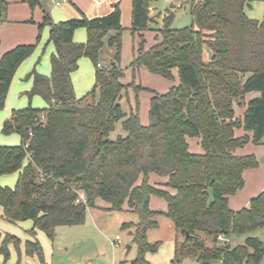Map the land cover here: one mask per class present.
I'll list each match as a JSON object with an SVG mask.
<instances>
[{"label":"trees","instance_id":"1","mask_svg":"<svg viewBox=\"0 0 264 264\" xmlns=\"http://www.w3.org/2000/svg\"><path fill=\"white\" fill-rule=\"evenodd\" d=\"M40 1L28 0L32 9ZM156 1L133 0L131 30L141 40L129 67L134 77L129 86L137 94L129 112L121 104L129 86L122 83L119 6L93 19L53 23L45 17L51 24L49 43L56 49L52 72L48 77L34 70L27 78L34 82L30 97L41 96L49 107L16 110L3 124L2 133L18 134L21 142L0 144V178L19 173L14 188L0 185L2 219L31 220L33 237L41 231L53 240L57 227L83 225L88 209L103 200L111 211L127 206L138 215L137 223L122 226L133 228L138 253L132 264H154L147 254L157 253L161 244L151 243L148 232L158 227L160 216L168 217L184 237L174 262L188 256L200 264H262L264 243L250 234L264 230V192L248 208L234 211L229 203L244 189L245 171L259 168L255 155H238L237 150L248 143L264 145V19L246 14L257 0H187L193 23L183 29L171 28L173 12L158 28L150 11ZM1 5L6 9L7 4ZM82 28L87 41L79 44L74 36ZM151 30L159 34L147 48L142 33ZM39 41L40 35L36 44L17 46L1 57L0 110L16 72ZM105 45L116 51L108 68L99 61ZM82 58L94 64L95 85L78 98L72 74ZM141 69L168 81L175 80L177 71L179 83L163 94L138 86L135 76ZM146 90L152 93L148 125L138 100ZM252 93L258 95L247 100ZM119 124L127 135L111 139ZM240 130L246 134L239 136ZM189 139L200 140L202 153L191 151ZM151 175L161 182L152 183ZM80 193L86 202L77 203ZM152 197L163 199L167 211L152 210ZM240 237H246L244 243L232 245ZM1 238L4 263L14 248L20 264L22 240L0 232ZM24 250L50 264L37 239L26 241Z\"/></svg>","mask_w":264,"mask_h":264},{"label":"rangeland","instance_id":"2","mask_svg":"<svg viewBox=\"0 0 264 264\" xmlns=\"http://www.w3.org/2000/svg\"><path fill=\"white\" fill-rule=\"evenodd\" d=\"M152 6L155 7V13L157 16H154L156 20L159 22L158 28L164 27V16L166 17L170 12L175 14V18L173 23L171 24V28L173 29H183L189 27L193 23V18L191 14L190 4L187 3V0H158ZM54 8V6L52 5ZM247 16L253 19L262 20L264 17V0H257L254 2L252 7L247 8ZM132 32V31H131ZM144 33V32H143ZM158 32L156 31H146L143 35L146 40V47L150 48L155 44V37ZM126 54L122 56L121 66L125 70V72L129 71L128 79L129 83L132 82V73H130L129 65L133 59V51L134 48H138L140 43L139 33L135 35L130 33L129 30L126 31ZM128 48V49H127ZM115 49L105 45L100 52L99 61L106 68L111 67L114 63L115 57ZM92 65L93 62L87 58ZM51 63V62H50ZM48 64L52 72V65ZM41 65L38 61L37 65ZM37 69L33 68L31 73ZM146 70V69H145ZM38 72V71H37ZM51 72L49 76L51 75ZM176 72V71H175ZM39 73V72H38ZM30 74V73H29ZM28 74V75H29ZM41 74V73H39ZM25 76L23 89H18V93L16 95V104L15 106L21 105V103H26L27 106L24 108L12 109V112L16 110L25 109L31 106L33 108V99L34 97H38L35 99L39 105V109L46 106L47 102L38 95L30 97L29 93L32 89L28 90L26 87L29 80L33 79L27 78ZM43 75V74H41ZM48 76V75H44ZM48 76V77H49ZM134 79V77H133ZM131 81V82H130ZM135 83L137 85L141 84L144 88L154 90L160 94L166 93L172 86L177 85L179 83L178 75L177 79L174 81H168L163 77L153 75L149 71L146 75L139 73L135 76ZM94 86V84H93ZM92 86V88H93ZM139 86V85H138ZM92 88L87 91L92 90ZM26 93V94H24ZM128 94L124 95L121 99V104L124 107V110L129 112V105L134 103L136 106V98L137 94L135 89L132 86L128 87ZM152 93L149 91H141L138 96V100L140 102V112L142 116V122L145 125L149 124V108H150V99ZM250 99V95H248L247 100ZM21 100V101H20ZM32 102V103H30ZM18 104V105H17ZM42 104V105H41ZM6 106V104H5ZM5 109V108H4ZM2 109V110H4ZM0 110V111H2ZM14 110V111H13ZM240 110H238V114H240ZM116 135L112 134L111 139H113ZM0 139L2 140H17V144L20 143L21 138L18 134L5 135L2 133L0 129ZM13 142V141H12ZM191 144H194V141H190ZM2 145V144H1ZM16 145V144H15ZM12 146V145H7ZM243 155H255L257 160L259 161V166L263 169L264 172V145H255L253 143L246 144L243 148ZM239 149V150H240ZM253 174L256 171H251ZM15 174V173H14ZM254 175H248L246 177L247 188L244 194L248 193V188L250 185L254 184ZM15 187V186H14ZM13 187V188H14ZM10 188V187H9ZM162 202V199H161ZM157 206V205H155ZM2 211V207L0 206V212ZM107 212V211H106ZM103 213H94L91 210L87 212L86 222L83 225L79 226H61L57 227L55 230V236L53 240H50L44 232H38L42 234L45 238L53 243V258L54 264H124V261H128V264H132V261L136 258L138 253L137 245L133 242V236L129 233V230L123 229L121 224L116 221L118 214H122L121 216L127 217V221H138V215L133 212H114L111 211V215L103 214ZM158 227L154 229H150L148 232L149 241L160 242L161 246L159 251L155 254L163 263L169 262V260L173 257L172 249L174 247L173 242H175L176 236L178 232L173 224V222L168 217H160L158 221ZM34 229V222L31 220L10 223L6 222L0 218V232L3 234H11L19 237L22 242L27 241L31 237V232ZM117 236L120 237L117 240ZM250 236L259 238L264 243V230H257L254 233H251ZM246 237L236 238L232 241V245L243 244ZM41 243V242H40ZM43 246V243H41ZM211 245L210 243L208 244ZM128 246H131V250L128 249ZM47 253L49 255L48 247L46 248ZM44 250V246H43ZM45 254V251H44ZM50 255L48 258H51ZM15 259V260H14ZM18 261V253L14 251L11 254L10 259L4 263V261L0 258V264H17ZM41 264L40 260L37 257L33 259H23V250L21 255L20 264ZM176 264H200L195 259L186 258L182 263L176 262ZM264 264V258L262 261Z\"/></svg>","mask_w":264,"mask_h":264},{"label":"crops","instance_id":"3","mask_svg":"<svg viewBox=\"0 0 264 264\" xmlns=\"http://www.w3.org/2000/svg\"><path fill=\"white\" fill-rule=\"evenodd\" d=\"M0 1L3 4H7L6 9H4L3 5L0 6V59L5 53L14 49L17 46L36 44L38 41V37L40 35V41L38 43L36 50L31 55V57H29L19 67L12 81L9 94L7 97V101H6L5 109L0 111V129L1 130H2L4 122L7 119L11 118L12 113H13L12 112L13 108L18 109V108H22V107L24 108L25 106H27L26 103H21V105L17 104L18 106H15L16 95L18 93V89L20 90L23 89L25 76L31 73L33 68H36L37 71L43 75L49 76L51 72V69L48 66V64L51 62L52 55L55 54L56 49L53 43H49L51 24L50 22H45V17L49 16L51 18V22L53 23H60V22L73 20V19H82L83 17H87L88 19H93L96 17H103V16L110 14L115 9V5H118L121 10V23L124 28L122 56H125L126 54V40L127 39H126L125 33L127 30H129L130 33L132 34L131 28H132L133 0H49V6L51 8L50 15L47 14L43 10L40 4L35 9H32L28 0H0ZM57 2H59L60 5H56ZM253 4L254 2L250 5V7H252ZM52 5L54 6V8L52 7ZM150 11H151L152 17L157 16L155 13L154 6H151ZM251 19L253 18L251 17ZM255 20H259V19H255ZM262 20H259V21H262ZM42 24L43 25L45 24V25L43 29L41 30L40 26ZM158 34L159 33H157L156 35ZM74 41L79 44L85 43L87 41L86 29L82 28V29L77 30L74 36ZM134 54H135V48L133 51V59H134ZM38 61L41 63L40 66L39 64L37 65ZM101 66L103 68H106L103 64H101ZM129 69H130V73H132L131 75H132V82H133V71L131 68ZM137 73H139L140 76L141 74L147 76L148 71L145 69H141ZM174 73H175V79H177V71ZM127 74H129V71L125 72V77L122 80V83L126 86H129L131 85L132 82L130 81L131 83H129V79H128L129 77ZM72 79L74 82V89H75V93L77 97L82 98L83 96H85L83 94L89 91L92 88L93 84L95 85V67L92 65V63L87 58L80 59L79 69L72 74ZM27 83H29L26 85L28 90L32 89L33 83H34L33 79L29 80ZM137 85H141V84L137 83ZM257 95H258L257 93H252L250 94V98L256 97ZM37 98L38 97H34L33 105L36 109H39V107L36 106V105H39V103L35 101V99ZM128 105H129V111L130 109L132 108L134 109L136 107L134 106V103H132L131 105L130 104ZM48 107L49 105L46 104V106L43 107L42 109H47ZM141 119H142V116H141ZM112 134L116 135L113 139H115L118 135H123V136L127 135V133L122 128V124H119L116 128V131ZM237 134L241 136L246 133L240 130L237 132ZM248 135L251 136L250 133ZM191 140L194 141V144L190 143ZM12 141L10 142L8 140L4 141L0 139V144L4 146H7V145L15 146V144L16 145L20 144V143L17 144V140H12ZM189 144H190V149L192 152L202 153L199 139H189ZM242 153H243V150L241 149L237 150L238 155H243ZM252 170H255L256 172L253 174H250L252 173L251 172ZM248 175H254L255 182L254 184L250 185V187L248 188V193L244 194L243 191H245L246 188L248 187L246 183V177ZM18 178H19V173H15L11 175H4L0 178V185L3 187L13 188L14 186H16ZM244 178H245L244 189L238 192L235 196L230 197L229 199L230 207L234 211H238L243 208H248L250 206L252 199H254L259 194L264 192V172H263V169L260 168V166L257 169H250V170L245 171ZM151 182L159 183L161 182V179L157 178L155 175H151ZM171 192L174 193L173 190ZM150 206H151V209L154 211H160V212L167 211V203L163 199L161 202V199L158 197H152ZM110 208H111V205L109 203L103 200H98L96 203V207L89 208L88 210H91L92 212L94 211V213H103V214L106 213L108 215H111ZM126 211L131 212L127 206H125L124 211L122 212H126ZM2 215H3V208H2V211L0 212L1 219H2ZM121 215L122 214H118L116 218V221L121 224V227L125 223H137L138 222V221L129 222L126 219L127 217H124ZM159 218H158V221H159ZM126 230H129V233L132 235L133 228L126 229ZM38 232H36L35 237L31 235L30 236L31 238L28 240L34 241L37 239L39 242L43 243L44 251H45V259L47 263L54 264L53 258L51 257V255H53V243ZM5 235L6 234L2 233V236H5ZM183 240H184V237L178 232L175 242H173L174 244V247L172 249L173 257L166 264H176V262H174L176 246H177V243L182 242ZM1 242H2V238L0 239V245H1ZM25 242H23V246H22L23 259H33L34 257H29L25 254V250H24ZM150 242L155 243L153 241H150ZM47 247H48L49 255L51 258H48L49 255L46 251ZM14 251L16 250L14 248H11V254ZM155 254L156 253L154 254L148 253L147 259L154 264H165L163 263V261L160 260L161 258H158ZM0 258L4 261L2 255H0ZM186 258L194 259V258L186 256L178 262L182 263ZM128 263H129L128 261H124V264H128Z\"/></svg>","mask_w":264,"mask_h":264},{"label":"water","instance_id":"4","mask_svg":"<svg viewBox=\"0 0 264 264\" xmlns=\"http://www.w3.org/2000/svg\"><path fill=\"white\" fill-rule=\"evenodd\" d=\"M40 5L43 8V10L50 15L51 13V8L49 6V0H41ZM128 249L131 250V246H128Z\"/></svg>","mask_w":264,"mask_h":264},{"label":"built area","instance_id":"5","mask_svg":"<svg viewBox=\"0 0 264 264\" xmlns=\"http://www.w3.org/2000/svg\"><path fill=\"white\" fill-rule=\"evenodd\" d=\"M56 5H60V3L57 2ZM80 202H86V197L83 193H80L79 199L77 200V203H80ZM119 239H120V237L117 236V240H119Z\"/></svg>","mask_w":264,"mask_h":264}]
</instances>
